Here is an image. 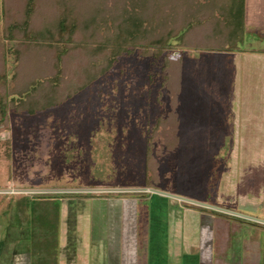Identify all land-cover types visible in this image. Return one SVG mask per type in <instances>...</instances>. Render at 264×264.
Listing matches in <instances>:
<instances>
[{
    "label": "rangeland",
    "instance_id": "374dc122",
    "mask_svg": "<svg viewBox=\"0 0 264 264\" xmlns=\"http://www.w3.org/2000/svg\"><path fill=\"white\" fill-rule=\"evenodd\" d=\"M26 1L0 0V70L3 43H30L21 31L15 40L7 36V26L23 20ZM37 5L35 30L57 0ZM113 11H101L111 30ZM223 27L210 21L187 43L220 46ZM263 31L245 32L236 45L264 48ZM181 48L159 58L136 49L60 105L34 115L10 110L0 127V241L16 238L10 264H200V245L210 241L212 249L203 250L210 264H264V110L252 107L239 118V71L229 58L221 62L226 74L182 83L180 65H166ZM25 55L29 67L24 75L14 65L11 86L56 60L43 45ZM15 56L8 53L10 64ZM215 87H225V102ZM252 90L246 101L261 103L264 93ZM78 190L94 196L71 193ZM127 191L145 196L120 193ZM26 197L56 199L41 213L39 202L27 208ZM111 198L121 200L115 252L104 238L112 232Z\"/></svg>",
    "mask_w": 264,
    "mask_h": 264
},
{
    "label": "trees",
    "instance_id": "16d2710c",
    "mask_svg": "<svg viewBox=\"0 0 264 264\" xmlns=\"http://www.w3.org/2000/svg\"><path fill=\"white\" fill-rule=\"evenodd\" d=\"M37 6V0H27L23 20L7 26L8 38L15 40V33L21 31L30 43H15L14 48L2 44L0 127L8 123L10 110L34 115L64 103L98 77L111 72L122 56L136 49L142 48V53L159 58L174 48L193 46L187 43L188 34L213 20L221 22L226 31L219 36L223 39L220 46L207 48H235L245 33L246 0H112L111 4L108 0H57V8L47 18L45 15L44 25L36 31L32 26ZM103 8L114 10L112 30L108 19L101 15ZM30 45L50 49L56 60L51 69L37 64L21 84L11 86L8 76L14 65L15 73L22 69L24 75L29 67L25 52ZM11 52L16 54V63L9 62ZM166 59V65L179 66L172 56ZM71 193L94 196L81 191ZM120 193L145 196L143 191ZM113 199L109 223L112 236L119 242L121 200ZM206 244L212 249V241L203 243L204 249ZM210 262L204 259V264Z\"/></svg>",
    "mask_w": 264,
    "mask_h": 264
},
{
    "label": "crops",
    "instance_id": "0c3cea01",
    "mask_svg": "<svg viewBox=\"0 0 264 264\" xmlns=\"http://www.w3.org/2000/svg\"><path fill=\"white\" fill-rule=\"evenodd\" d=\"M258 30H260L261 32L264 30V0H246L245 32H252L255 34ZM263 33H264V31H263ZM179 48H181V47H179ZM183 49H185L184 52H182L180 54H177L178 52L176 53L177 54L176 59L180 65V78L182 79V83H185V81L189 80V79H191V80L193 79L194 81H199V79H201V80L204 79V83H206L211 78V75L214 74L215 76H217V72L224 71V73L226 74L227 65H225V68H224V64H221V62H223V60L226 61V59L229 58L230 60H232V61H230L231 63L234 62L235 65L238 66V71H239V74H238V82L239 83H238V86L236 88V89H238V91H237L238 100H236V102L240 101V103H241V106L239 107L240 108L239 118L242 120V117H243L244 112L246 110L251 109L252 107L255 108L259 105H260L261 109H258V111L261 110V112H263L264 100L261 99L260 102L262 104L259 102L255 103V104L251 103V101L247 102L246 101V94H247L248 90H252L250 88H253L254 90H252V91H254L256 94H258L257 90H260V92H259L260 94L264 93V89L262 87V86H264V83L258 85L259 83H261V79L264 78V48H260V47L259 48H254V47H250V48H242L241 47L240 48L237 45L235 48H232V49H219V48H207V47L198 48L195 46L183 47ZM215 57H217L219 59L218 62L220 63V65L218 66L217 69L215 68V66H216L215 61H217V60H215ZM178 73H179V70H178ZM224 88L225 87H215V88H213V91H214V93L220 94L221 97L224 98L223 101L225 102V99H226L225 92L223 94L221 93L222 92L221 90H223ZM230 90L235 91V88H232ZM214 108H219V111H218V113H219L220 110L222 111L223 107L216 106ZM257 117H258V115H257ZM262 117H263V115H261L260 118L262 119ZM221 118H219V119H221ZM258 151H260V150H258ZM17 192H23V191L18 190ZM24 192H29V191H27L25 189ZM44 192H46V191H44ZM26 199H27V197H26ZM54 199H56V197L46 198V199L37 198L36 200L35 199H32V200L27 199L25 205L27 206V208H29L30 207L29 204L31 202L32 203L31 210L33 211V209H36L34 203L39 202V205L40 206L42 205L41 206L42 209H40L41 213H42V211L43 212L45 211L46 213H48V211H50V210H49V208L48 209L46 208L47 206H49V204H47V203L51 202V204H52L51 206L54 207ZM42 203H44V204H42ZM25 211H26V209H25ZM30 221L34 222L32 220V218ZM49 222L51 223V221H48V223ZM108 222H109V220H108ZM48 223H46V224H48ZM27 224H28V222H25V219H24V228L26 227ZM50 226H51V224H50ZM109 226H110V224H109ZM109 229H110V227H109ZM52 234H53L52 237L54 235H56L55 233H52ZM111 235H112V232L110 233V236L108 234L107 237H104V238H108V241L110 243L109 251H113L116 248L115 247L113 249L114 243H115V246H116V244L117 245L119 244V242L116 241V238H114V236H111ZM19 237H21V235H19ZM24 237H26L25 234H24ZM50 237L51 236L47 235V238L45 237V239L49 240V243H48L49 245H53V244H51V241H50L51 238ZM56 237H57V235H56ZM15 240H16V238L9 237L8 239H5L4 241H0V264H10L11 260L8 259L9 258L8 256L11 254H14V247H16ZM11 243H12V247H11V250H9L8 245H11ZM199 243H201V241L198 242V245H199ZM198 248H199V246H198ZM202 248H203V243H202V245H200V249H202Z\"/></svg>",
    "mask_w": 264,
    "mask_h": 264
},
{
    "label": "flooded vegetation",
    "instance_id": "af4514ba",
    "mask_svg": "<svg viewBox=\"0 0 264 264\" xmlns=\"http://www.w3.org/2000/svg\"><path fill=\"white\" fill-rule=\"evenodd\" d=\"M201 250H202V251L199 250V251H200V255H199V256H200V257H199V263H200V264H204V259H205L204 252H203V250H205V249H204V246H203V248H202ZM206 260H207V259H206Z\"/></svg>",
    "mask_w": 264,
    "mask_h": 264
},
{
    "label": "water",
    "instance_id": "95a60500",
    "mask_svg": "<svg viewBox=\"0 0 264 264\" xmlns=\"http://www.w3.org/2000/svg\"><path fill=\"white\" fill-rule=\"evenodd\" d=\"M79 191V190H78Z\"/></svg>",
    "mask_w": 264,
    "mask_h": 264
}]
</instances>
